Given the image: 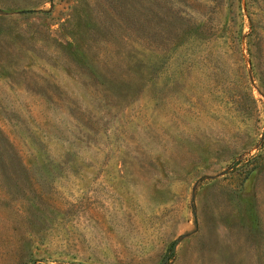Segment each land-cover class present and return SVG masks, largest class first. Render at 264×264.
I'll return each mask as SVG.
<instances>
[{
  "label": "rangeland",
  "instance_id": "obj_1",
  "mask_svg": "<svg viewBox=\"0 0 264 264\" xmlns=\"http://www.w3.org/2000/svg\"><path fill=\"white\" fill-rule=\"evenodd\" d=\"M264 264V0H0V264Z\"/></svg>",
  "mask_w": 264,
  "mask_h": 264
},
{
  "label": "water",
  "instance_id": "obj_2",
  "mask_svg": "<svg viewBox=\"0 0 264 264\" xmlns=\"http://www.w3.org/2000/svg\"><path fill=\"white\" fill-rule=\"evenodd\" d=\"M168 259H169V256L167 255V256H165L164 258H163V260L161 261V263L160 264H166L167 263V261H168Z\"/></svg>",
  "mask_w": 264,
  "mask_h": 264
}]
</instances>
